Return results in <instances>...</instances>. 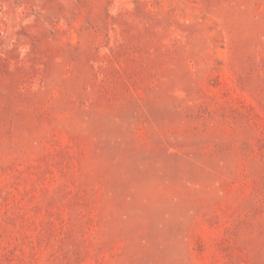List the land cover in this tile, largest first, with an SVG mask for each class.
I'll use <instances>...</instances> for the list:
<instances>
[{"label":"rangeland","instance_id":"374dc122","mask_svg":"<svg viewBox=\"0 0 264 264\" xmlns=\"http://www.w3.org/2000/svg\"><path fill=\"white\" fill-rule=\"evenodd\" d=\"M0 264H264V0H0Z\"/></svg>","mask_w":264,"mask_h":264}]
</instances>
